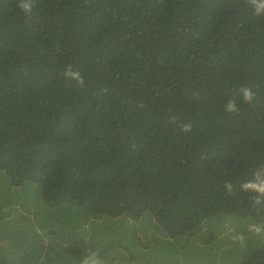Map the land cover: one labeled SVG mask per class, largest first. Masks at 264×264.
Returning <instances> with one entry per match:
<instances>
[{"label":"trees","instance_id":"16d2710c","mask_svg":"<svg viewBox=\"0 0 264 264\" xmlns=\"http://www.w3.org/2000/svg\"><path fill=\"white\" fill-rule=\"evenodd\" d=\"M16 5L0 0V171L12 186L124 217L130 262L138 231L211 243L225 220L264 223L239 190L264 165V18L246 0H35L29 16ZM69 63L84 87L61 76ZM242 85L256 100L225 113ZM2 253L0 264H50L34 245L32 259ZM228 264H264V245Z\"/></svg>","mask_w":264,"mask_h":264},{"label":"rangeland","instance_id":"374dc122","mask_svg":"<svg viewBox=\"0 0 264 264\" xmlns=\"http://www.w3.org/2000/svg\"><path fill=\"white\" fill-rule=\"evenodd\" d=\"M227 221L211 243L197 237L170 238L152 229L150 232L154 233L138 231L140 240L135 243L137 250L133 251L134 259L130 262L129 252L120 245L128 246L130 251L135 248L127 245L124 238L132 232L127 219L96 218L68 204L50 207L43 201L37 183L27 181L12 186L0 171V251L11 260L32 259L28 247L34 245L47 254L42 258L46 256V263L50 264H63V261L79 264L93 251H98L104 261L113 259L111 264H228L241 260L252 248L264 245V236L247 232L250 221ZM234 232L248 237L245 247L233 243ZM209 246L215 247L212 253L205 251Z\"/></svg>","mask_w":264,"mask_h":264},{"label":"clouds","instance_id":"9594fccd","mask_svg":"<svg viewBox=\"0 0 264 264\" xmlns=\"http://www.w3.org/2000/svg\"><path fill=\"white\" fill-rule=\"evenodd\" d=\"M246 3L250 6L252 14L255 17L264 18V0H246ZM16 6L25 16H29L35 6V0H17ZM61 76L67 82L74 81L79 87L85 86V79L81 75V72L76 70L70 63L63 68ZM256 98V92L253 91L252 87L242 85L236 89L233 98L229 99L225 103L224 112L236 116L240 112L237 100H240L243 103L251 104L256 100ZM170 119L172 121H176L177 116L172 115ZM178 127L184 133H188L192 130V125L190 123H183L178 125ZM223 186L226 195L232 196L234 193V186L231 181H225ZM239 190L241 192H248L252 194L250 199L253 208L264 209V165L256 169L252 173L251 178L242 181ZM247 232L256 237L264 236V223H249L247 226ZM231 240L234 244H238L243 248L247 245L248 237L242 232H234L231 236ZM79 264H105V261L98 251H93L90 255H86L79 262Z\"/></svg>","mask_w":264,"mask_h":264}]
</instances>
